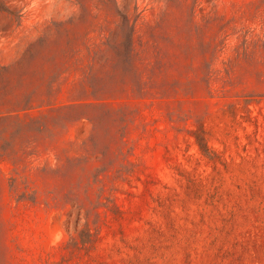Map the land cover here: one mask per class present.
<instances>
[{
	"label": "rangeland",
	"instance_id": "rangeland-1",
	"mask_svg": "<svg viewBox=\"0 0 264 264\" xmlns=\"http://www.w3.org/2000/svg\"><path fill=\"white\" fill-rule=\"evenodd\" d=\"M0 264H264V0H0Z\"/></svg>",
	"mask_w": 264,
	"mask_h": 264
},
{
	"label": "trees",
	"instance_id": "trees-1",
	"mask_svg": "<svg viewBox=\"0 0 264 264\" xmlns=\"http://www.w3.org/2000/svg\"><path fill=\"white\" fill-rule=\"evenodd\" d=\"M201 147H203V149H206V145L205 144H200Z\"/></svg>",
	"mask_w": 264,
	"mask_h": 264
}]
</instances>
